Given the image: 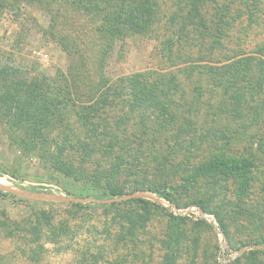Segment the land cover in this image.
Returning a JSON list of instances; mask_svg holds the SVG:
<instances>
[{
	"label": "trees",
	"instance_id": "obj_1",
	"mask_svg": "<svg viewBox=\"0 0 264 264\" xmlns=\"http://www.w3.org/2000/svg\"><path fill=\"white\" fill-rule=\"evenodd\" d=\"M26 1L43 7L63 5L75 14L91 17L93 22L91 31H82L81 26H77L74 29L78 30L74 34L64 33L59 36L63 50L71 59L65 72L59 75L62 83L57 82L58 77L50 76L33 65L20 67L0 64V125L14 147L25 154L36 155L45 169L81 180L85 189H96L97 193L91 195L93 198H116L136 190H149L178 208L196 205L214 216L220 231L226 236L225 218L219 213L220 206L211 204L212 198H195L181 203L162 181L170 172L174 173L177 167L188 168L184 160V166L183 162L181 166L180 162H175L176 154L173 155L177 153L176 150L186 151L183 141L189 149L185 155H191L202 147H217L214 144L218 140L237 139L249 128L256 127L261 133L255 141L256 145L249 147V156L218 153L213 158H204L206 160L189 165L190 174L184 176L185 188L201 178L208 190H213L215 183L220 180L233 179L236 182L237 199L241 203L250 200L253 167L258 157H264V42L258 44L257 52L252 54L226 56L217 63L183 68L182 73L187 77L197 72L198 83H202L205 78L210 87L209 92L217 99L208 128L200 130L201 134H190L184 140L181 136L191 126L193 129L202 128L197 120L202 115L201 110L192 109L188 104L190 101L197 104L195 100L202 95L199 91L201 86L192 89L191 99L187 101L178 79L180 69L175 73L146 69L116 78H110L105 73L107 59L116 41L150 32L154 20L160 18L157 17L158 5L155 0ZM234 1L176 0L173 9L166 15L172 29L170 35L162 40V57L171 59L173 51L181 50L177 46L183 48L188 43L191 46V41L199 39L195 46L209 38L213 49V45H217L224 35L223 29L234 19L231 16ZM253 1L256 3L260 0ZM234 11L242 10L235 8ZM63 21L59 23L65 25L67 22ZM51 24L58 29V24ZM50 32L54 33L52 30ZM68 109L72 110L76 121L83 126L82 138L75 137L73 142L70 138L67 140L65 133L59 132L60 129L67 133L70 131L66 117ZM178 109L184 115L178 116ZM188 113L193 114V117L187 116ZM176 120L178 122L174 132L165 140L170 145L166 152L162 150L157 153L152 150V155L142 154L145 140L137 133L138 130L130 134L129 127L145 126L143 131H151L154 127L158 134L156 139H159L165 135V130L170 131ZM149 123L153 124L150 128ZM75 143H81V146L76 144L75 147ZM170 149L173 150L170 152ZM72 150L79 152L78 162L70 154ZM94 153L97 157L91 161ZM140 157L151 158V166L158 175L157 180H146L144 183L138 181L137 176L147 173V162H139ZM104 159H107L105 165L102 162ZM89 162L94 167L87 172L86 164ZM129 177L133 180H128ZM65 205L67 212L88 207V204L79 202H67ZM101 205L104 213H107V208L115 209L113 220L117 230L112 233L109 227L104 229L108 236L113 237L112 255L103 257L101 253L105 251L104 247H97L94 252L79 250L80 257L75 258L76 264H135V259L128 260V254L117 252L120 247L117 240L134 245L138 233L150 218L151 209L168 211L165 233L160 240L163 253L157 264H177L187 241L196 243L201 231L206 228L214 230L206 219L174 214L165 206L141 198ZM135 206L140 212L135 211ZM256 206L258 209L259 206ZM245 210L240 212L247 216L257 215L258 220L262 218L257 210L250 213ZM2 215L0 226L4 227L5 232L13 233L15 229H21L28 235L27 241L36 244L38 248L44 247V242H49L68 249L70 242H62L71 241L77 235L73 230L77 226L69 221L68 215L54 222L52 214L36 204L32 205L22 225ZM253 243L264 244V235ZM31 251L37 250L34 247ZM244 256L246 259L243 264H264L262 249L249 250ZM141 264L150 262L143 258Z\"/></svg>",
	"mask_w": 264,
	"mask_h": 264
},
{
	"label": "rangeland",
	"instance_id": "obj_2",
	"mask_svg": "<svg viewBox=\"0 0 264 264\" xmlns=\"http://www.w3.org/2000/svg\"><path fill=\"white\" fill-rule=\"evenodd\" d=\"M175 1L155 0L158 5L157 17L160 16V18L154 20L150 32L134 34L117 40L107 59L105 73L110 78H116L146 69H158L167 73L170 71L175 73L180 69V72H177L178 79L180 87L185 91L187 101L191 99L192 89L201 86L199 91L202 95L195 100L198 101L197 104L192 101L188 104L192 109L199 108L201 110L202 115H199L197 120L202 128L193 129L191 126L187 129V133L181 136L187 140V136L190 134H201L200 130L208 128L210 114L215 109L217 99L209 92L210 87H208L205 78L201 81L202 83H198L197 72L187 77L182 73L183 68H189L196 64L217 63L220 60L223 61L226 56L257 52L258 44L264 42V0L256 3L253 0H235L231 5V10H233L231 16L234 19L223 29L224 35L217 45H213V49L210 47L209 38L203 40V44L198 43L199 45L195 46L201 40L199 39L191 41L193 44L191 46L189 43L183 48L177 46L181 50L174 49L173 56L169 59L162 57L160 48L162 40L170 35L172 29L167 22L166 15L173 9ZM235 8H241L242 11H234ZM63 20L67 22L65 25L59 23L61 21L64 23ZM51 22L55 26L58 24V29ZM92 22L91 17L75 14L63 5L43 7L28 3L26 0H0V64H13L20 67L33 65L46 74L59 78L60 73L65 72L71 62L60 44L59 36L64 33L74 34L75 30H78L74 29L77 26H81L82 31L84 29L91 31ZM50 30L54 33H51ZM186 52L187 54H185ZM57 82L62 83V80L59 78ZM72 113V110L68 109L66 117L70 126L69 133L63 129H60L59 132L65 133L67 140L70 138L73 142L75 137L82 138L83 126L76 121ZM176 113L178 116L184 115L181 109L176 110ZM186 115L193 117V114ZM177 122L176 120V123H172L170 131L165 130V135L159 139H156L158 134L154 127L151 128V131H147L148 129L143 131L145 126L132 125L129 130L130 134L138 130L137 133L145 140L142 154L152 155V150L157 153L162 150L166 152L170 145L165 140L174 132ZM214 124L219 127L217 123ZM150 125L153 124L149 123V128ZM220 126L223 125L220 124ZM260 131L256 127H251L237 139L218 140L214 144L217 147H202L193 151L191 155H185L189 149L184 141L182 145L186 151H177L173 148L177 152L173 153V155L176 154L175 162H180L181 166L184 160L188 164H185L188 168L177 167V170L174 173L170 172L162 182L167 184L174 192L175 199L181 203L195 198L203 200L212 198L211 204L220 206L219 213L225 218L227 227V235L225 236L222 232L221 239L214 230L206 228L199 233L196 243L187 241L183 245L177 264H243L246 259L244 255L249 250H264V244L253 243L254 240L260 239L264 235V157H258L255 162L251 197L250 200H245L243 203L236 197V182L233 179L218 181L213 190L206 189L207 184L201 178H197L193 185L184 187V183H186L184 176L190 174L188 173L189 165L206 160L204 158H213L223 152L226 156L247 157L251 152L249 147L256 145L255 141L258 134L261 133ZM76 144L81 146V143H75V147ZM220 147L223 149H218ZM185 148L182 147L184 150ZM173 149L169 151L171 152ZM73 151L75 150L70 151V154L74 157V161L78 162L80 154L78 151L76 153ZM169 155L172 156V154ZM96 157L97 155L94 153L90 158L91 161ZM188 158H190V162ZM141 161L147 162V173L137 176L138 181L144 183L146 180H157L158 175L151 166V158L140 157L139 162ZM102 162H105L103 163L105 165L107 159ZM184 162L182 166H184ZM93 167L92 163H87L86 171H91ZM0 175V218L3 213L10 220L22 225L26 216L31 212L32 205L36 204V206L46 208L52 214L54 222L58 218L68 215L69 221L74 222L77 226L73 227L75 229L72 228L75 233L77 232V235L71 241L62 242L65 244L70 242L68 249L59 248L56 244L49 242H44V247L39 246L38 248L36 244L27 241L26 236L28 235H25L23 230L15 229L13 233L5 232L4 227L0 226V264H76L75 258L80 257L79 250L94 252L97 247H104L105 251L101 253L103 257L111 256L113 237L112 235L108 236L104 229L109 227L112 233L117 230V225L113 220L115 209L107 208V213H104L102 203L141 198L163 206L149 197L127 196L140 192L157 196L149 190H136L116 198H94L97 200L82 203L88 204L87 208L67 212L65 205L67 201L45 199L38 194L93 198L91 195L96 194L97 190L85 189L81 180L65 177L51 169H45L36 155L25 154L14 147L1 125ZM128 180L133 179L129 177ZM208 186L210 185L208 184ZM8 188H16L23 194L12 193ZM256 204L259 206L258 209L255 208ZM242 209H246L245 212L248 213L257 210L262 218L258 220L257 215L247 216L242 211L240 212ZM135 211L140 212V209L135 206ZM167 212L151 209L150 218L144 229L138 233L134 245L117 240L120 243L117 252L128 254V260L135 259V264H141L143 258L150 264H157L163 253L160 240L165 233ZM34 247L37 251L32 252L31 249ZM148 253L150 254L148 255ZM261 257L263 258L262 255Z\"/></svg>",
	"mask_w": 264,
	"mask_h": 264
},
{
	"label": "built area",
	"instance_id": "obj_3",
	"mask_svg": "<svg viewBox=\"0 0 264 264\" xmlns=\"http://www.w3.org/2000/svg\"><path fill=\"white\" fill-rule=\"evenodd\" d=\"M169 209L174 213V214H180V215H188L192 216L193 218H203L206 219L210 224L213 226L214 230L216 231L217 235L221 239L223 237L218 224L216 220L214 219V216L212 214H209L199 208L196 205H190L184 208H178L170 203Z\"/></svg>",
	"mask_w": 264,
	"mask_h": 264
},
{
	"label": "water",
	"instance_id": "obj_4",
	"mask_svg": "<svg viewBox=\"0 0 264 264\" xmlns=\"http://www.w3.org/2000/svg\"><path fill=\"white\" fill-rule=\"evenodd\" d=\"M8 190L10 192H12V193L23 194V193H21L16 188H8ZM38 195L41 196V198H45V199H52V200H58V201H67V202L71 201V202L84 203V202H88V201H96L97 200V199H94V198H75V197H71V196H53V195H46V194H38ZM127 196L128 197L129 196H144V197H149V198L155 200L156 202L160 203L161 205L167 206L168 208H169V205H170V203L168 201H166V200H164L162 198H158L157 196L152 195V194H146L145 192L134 193V194L127 195ZM221 233H222V231H221Z\"/></svg>",
	"mask_w": 264,
	"mask_h": 264
}]
</instances>
